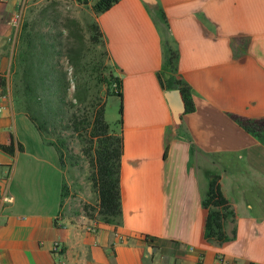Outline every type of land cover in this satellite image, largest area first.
<instances>
[{
    "label": "crops",
    "instance_id": "crops-1",
    "mask_svg": "<svg viewBox=\"0 0 264 264\" xmlns=\"http://www.w3.org/2000/svg\"><path fill=\"white\" fill-rule=\"evenodd\" d=\"M20 1L0 0V264H264V143L229 116L264 115V0H116L94 16L120 77L117 225L83 212L95 193L14 106ZM175 77L193 103L177 116L164 94ZM211 174L234 213L222 242L202 236Z\"/></svg>",
    "mask_w": 264,
    "mask_h": 264
},
{
    "label": "trees",
    "instance_id": "trees-1",
    "mask_svg": "<svg viewBox=\"0 0 264 264\" xmlns=\"http://www.w3.org/2000/svg\"><path fill=\"white\" fill-rule=\"evenodd\" d=\"M115 1L92 0L90 9L95 16ZM45 9L46 7L42 6L38 13L44 15ZM30 23L31 20L24 18L18 31L17 44L11 61L12 95L16 107L28 116L41 134L42 140L47 144H52L57 153L58 149L54 142L45 138L48 123L46 116L51 109L48 106L50 102H52V124L57 112L69 111L67 120L71 123V129L78 131L80 127H84V129L89 127L86 131L88 146L84 150V155L88 165L87 178L91 190L95 193L96 202L94 205L82 203V210L90 217L95 213L100 220L117 225L120 222L119 164L122 138L120 132L104 120L103 105L106 94L116 93L118 95V117L115 122L118 124L121 114L120 77L110 69V66H105L107 71L103 75L105 77L103 79L108 86L104 90V96L96 97L92 104V107L95 108L89 110L88 113L82 108L83 120H77L76 108L73 107L77 104L85 106L92 99L91 80L95 79L94 86L97 81L100 82L99 76L102 71L97 68L103 64L99 61L87 67V61L83 59L84 54L81 50L83 39L80 26L76 19L64 16L62 26L66 31L65 38L68 40H66L62 54L72 68L71 80L73 83L71 97L68 100V110H64L62 107L63 95H60L59 92H65L68 84L61 79L64 73L55 71L52 60L60 55V50L57 47L59 44L57 35H52L49 28L44 31L34 30ZM88 27L91 28L88 38L90 42L94 45L98 43L104 45L101 31L94 17L88 23ZM58 31L61 32V30ZM164 43L167 52L164 66L175 70L176 51L167 44L165 39ZM104 52H106L105 48ZM1 81L2 78H0ZM111 84H113L112 87ZM172 85L178 92L183 111L192 110L193 103L186 82L181 77H175ZM229 116L264 143V115L248 117L230 112ZM81 122L84 123L79 126ZM200 204L206 209L202 229L203 238L206 241L217 242L230 239L234 235V230L232 229L229 236L223 226L227 219L233 218L234 213L228 198L223 195L220 189L217 174H211L208 177L206 190L200 199Z\"/></svg>",
    "mask_w": 264,
    "mask_h": 264
},
{
    "label": "rangeland",
    "instance_id": "rangeland-1",
    "mask_svg": "<svg viewBox=\"0 0 264 264\" xmlns=\"http://www.w3.org/2000/svg\"><path fill=\"white\" fill-rule=\"evenodd\" d=\"M22 5L17 8L19 10V14L17 15V19L14 23V31L11 33L9 38V45L11 48V61L13 58V54L15 51V47L18 39V31L24 20V18L31 20V28L34 30L40 29L41 31L47 30L49 28V32L57 35L59 44L58 49L60 50V55L54 57L53 64L56 72H63L62 81L67 82V88L65 92H59L62 97V107L64 110H68V100L71 97V93L73 90L72 80H71V71L72 68L68 64L66 57L62 54L64 51V45L66 44L65 38V29H63L62 22L63 17L68 16L77 20L80 30L82 33V52L84 54L83 59L87 61L88 66L90 67L92 64L102 62L103 65L98 66V70L101 69L102 73L99 76L100 82H96L94 86L95 79L91 80V84L93 86L91 90V100H89L85 106L80 104L75 105L73 108H76L77 120H83V110L87 113L89 110L95 108L92 107V104L96 100L97 96H104V90L107 88V83L105 81V77L103 75L107 71V67L110 66V69L113 70L112 64L110 60L104 52V45L98 43L96 45L90 42L89 35L91 33V28L88 27V23L94 17L90 4L91 0H21ZM42 6L46 7L45 14L41 15L38 13ZM16 10V11H17ZM41 15V16H40ZM44 16V17H42ZM57 30H61V32H57ZM12 46V47H11ZM11 64V62H10ZM8 84L11 90L13 89V78H12V68L10 66L9 75H8ZM112 87V84H111ZM13 98V95H12ZM14 101V99H13ZM118 103L119 97L116 93H108L104 97V105H103V118L109 125L114 126L116 123V118L118 117ZM46 105L48 103L46 102ZM14 106L16 107L15 101ZM51 109H49V113L47 114V129L45 138L54 142L56 149H58V155L60 157L61 165L66 171L67 174H71L74 177L76 184L79 187V191L89 190L91 191V187L87 178L88 173V165L87 159L84 155V150L88 146L87 134L86 131L89 129L87 126L80 127L78 131L71 129V123L67 120V115L69 111L66 112H57L55 119L52 124V102L48 105ZM18 108V107H16ZM88 110V111H87ZM46 115V114H45ZM85 122V120H84ZM84 122H81L83 125ZM28 134V133H27ZM37 134V133H36ZM41 136V134H40ZM42 139V136H41ZM33 139H27L29 143L32 142ZM42 142H44L42 140ZM45 143V142H44ZM55 150L52 147V163L54 162ZM93 194V193H91ZM94 196V194H93ZM87 197V195H86ZM84 203V202H83ZM82 205V204H81Z\"/></svg>",
    "mask_w": 264,
    "mask_h": 264
},
{
    "label": "water",
    "instance_id": "water-1",
    "mask_svg": "<svg viewBox=\"0 0 264 264\" xmlns=\"http://www.w3.org/2000/svg\"><path fill=\"white\" fill-rule=\"evenodd\" d=\"M143 1L147 3H154V0H143ZM164 94L170 105L173 115L177 116L178 112L183 108L177 90L176 89L165 90Z\"/></svg>",
    "mask_w": 264,
    "mask_h": 264
},
{
    "label": "built area",
    "instance_id": "built-area-1",
    "mask_svg": "<svg viewBox=\"0 0 264 264\" xmlns=\"http://www.w3.org/2000/svg\"><path fill=\"white\" fill-rule=\"evenodd\" d=\"M19 5L21 6L22 5V1L19 2ZM18 5V7H19ZM19 14V10L15 11V13L13 14L12 16V24L14 25L16 19H17V15ZM6 78H7V74H6ZM113 85V84H112ZM4 198H7V197H4ZM51 251L53 253H60L62 251V244L59 240L55 239L52 241V245H51ZM55 264H60L59 262L55 263Z\"/></svg>",
    "mask_w": 264,
    "mask_h": 264
}]
</instances>
